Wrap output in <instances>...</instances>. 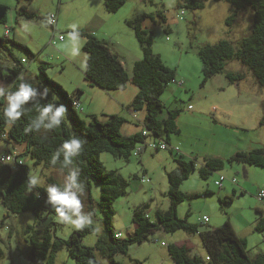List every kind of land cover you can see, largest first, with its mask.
I'll return each mask as SVG.
<instances>
[{
  "label": "rangeland",
  "instance_id": "1",
  "mask_svg": "<svg viewBox=\"0 0 264 264\" xmlns=\"http://www.w3.org/2000/svg\"><path fill=\"white\" fill-rule=\"evenodd\" d=\"M184 3V0H127L119 11L110 13L105 8L104 0H0V4L7 7L6 23L0 22V37L14 39L28 46L36 55L30 60V55L20 45L9 42V49L14 55L27 60L31 74L24 75L42 77L40 65L46 64L47 73L52 79L61 83L69 93L74 95L77 92L73 98L80 96V106L75 105V109L87 121L93 115L100 121H106L112 113L123 111L127 115V108L119 107L120 103L113 95L117 91L91 85L86 79L88 55L83 49L86 38L81 35L84 42L79 45L80 52L72 56V42L68 39L71 29L68 25L76 23L79 30L88 33L97 29L99 37L109 41L127 71L132 74L134 62L143 57V47L127 20L143 13L156 15V20L145 19L143 27L153 30L154 52L175 69L178 80L184 81L183 86L174 81L169 83L161 95L165 109L159 116L166 117L168 110L179 111L177 124L181 132L171 137L186 151L184 157L196 158L199 166L181 184L187 198L178 205V215L185 217L189 213V222L198 224L199 231L156 230L144 242L132 244L127 253L115 256L125 264H174L168 246L163 242L185 244L191 255L205 257L208 251L201 232L220 227L227 220L231 221L239 236L247 239L250 257L264 252V229H256L260 217H264V198L258 197L259 192L264 190V167L228 161L238 151L264 146V87L258 83L253 72L237 59L228 61L224 72L204 83L199 56L202 45L215 44L222 39L233 41L238 46V40L250 32L253 10L249 7L239 12L237 21L229 24L227 18L235 8L226 0H207L204 8L197 9L189 8ZM159 12L165 14L166 22L158 15ZM51 13H58L56 32L46 23V17ZM8 29L10 36L6 33ZM59 34L64 36V40H57ZM5 54L6 51L0 46V55ZM0 60L6 61L2 56ZM228 71L242 73L244 78L231 81L226 76ZM77 86L79 90H75ZM0 87L10 89V83L1 81ZM138 91L139 87L129 81L127 88L118 92L122 93L121 99L129 105ZM136 113L142 118L146 109ZM125 117L127 121L123 124L122 133H128L138 124L130 116ZM151 140L152 137H149L148 141ZM140 144L144 146L145 142ZM5 149L24 151L22 145L0 143V150ZM206 157L225 160V166L214 171L209 178H203L199 171ZM21 158L29 167L30 176L39 178L40 186L52 184L50 177L62 184L67 175L65 169L46 167L43 163H36L29 155H22ZM100 160L107 169L118 170L130 181L127 193L113 203L112 223L123 237H129L135 231L133 214L136 209L149 204L153 217L156 210L164 211L170 207L169 173L177 167L176 155L171 151L148 149L140 156L133 153L129 160L103 151ZM222 174L227 178L220 188L215 181H222ZM232 178H236L237 182L233 183ZM91 194L96 204L101 197V186L94 181ZM226 196L233 197V200L222 204L220 199ZM82 200L84 211L92 213V224L95 226V230L84 235L83 242L95 246L104 232L105 214L96 205L92 209L85 198ZM258 208L263 212H259ZM204 215L209 217V221L202 225ZM28 224H34L39 229L51 225L56 237L64 239L77 230L60 223L55 219V214H44L42 220H38L32 211L10 213L4 224L0 220V247L3 250L0 264H35L21 250V247L27 246L25 228ZM96 254L101 264H109L100 252ZM55 264H76L66 245L57 252Z\"/></svg>",
  "mask_w": 264,
  "mask_h": 264
},
{
  "label": "trees",
  "instance_id": "2",
  "mask_svg": "<svg viewBox=\"0 0 264 264\" xmlns=\"http://www.w3.org/2000/svg\"><path fill=\"white\" fill-rule=\"evenodd\" d=\"M184 1L187 7L197 9L204 8L207 0ZM226 1L235 8L227 18L229 24H234L239 12L250 7L253 10L252 26L249 34L238 40V46L233 41L222 39L215 44L207 43L200 47L203 81L205 83L216 74L224 72L228 61L237 59L253 72L258 83L264 87V0ZM126 2L127 0H104V5L108 12L113 13L119 11ZM6 8L5 5L0 4V22L2 23H6ZM182 13L184 14V11ZM158 15L164 22L167 21L163 12H159ZM147 18L156 20V15L143 13L127 20L128 26L134 30L143 47V57L134 62L132 75L127 71L118 52L113 49L109 41L92 32L79 30L86 38L83 45L88 55L85 77L91 85L105 90H124L129 81H132L139 87L130 106L135 111L146 109V118L141 132L131 135L122 133V126L127 121L122 115L109 114L106 121H100L96 115H93L89 121L82 118L74 106V101L79 100L78 97L73 98V94L48 75L46 64L40 65L42 77L24 75L29 73L27 60L14 55L9 49V42L20 45L30 55V60L36 57L35 53L28 46L14 39L0 37V46L6 51L5 55H0L6 60L5 62L0 60V82H9L11 91H15L22 81L32 83L41 91L44 86L51 89L46 99L38 97L37 100L30 102L21 119L11 125L6 123L3 115V108L7 102L0 98V143L22 145L23 153L17 150L20 156L29 155L36 163H43L46 167L63 168L68 173L69 169L64 168L61 163L63 156L55 166L50 163L51 157L72 135L81 138L84 141L83 150L74 157L73 165L70 167H77L81 172L80 179L85 185L82 198L87 200L92 209L96 205L105 214L104 232L99 236L95 246H89L83 242L84 235L95 230L93 224L82 230H74L67 239L56 237L51 225L39 229L34 224H28L25 228L27 246L21 245L23 246L21 250L35 264H55L56 254L64 245L68 247L70 256L76 259V264H101L97 258V251L108 259L109 264H125L117 260L115 256L119 253H127L132 244L144 242L156 230L174 232L183 229L191 233L199 231L198 224L189 222V213L185 217L178 215V205L187 198V194L181 190V184L199 166L196 158L187 159L184 154L170 150L171 135L181 132L177 124L179 111L168 110V115L163 118L159 115L165 109L161 95L169 83L176 80V71L164 62L160 54L154 52L153 30L143 27V21ZM47 20L48 17H46V23ZM166 30L169 31L168 28ZM9 32L10 29L6 32L7 36H10ZM226 76L231 81L244 78V74L232 71L226 72ZM54 99L67 105L69 120H66L58 129L49 131L41 128L39 131L26 132V127L38 116V104H46ZM144 130H147L146 135L143 133ZM150 136L164 139L170 146L168 150L176 155L177 167L169 173L168 193L171 204L167 210H156L153 217L149 204L136 209L133 214L135 223L133 235L117 237V231L112 223L113 203L127 193L130 181L118 170L107 169L100 160V154L106 151L117 158L129 160L137 144L146 142ZM8 152L11 150H0V155ZM228 161L264 167V146L238 151L228 158ZM224 166L223 158L206 157L205 164L199 168L200 175L203 178H209L214 171ZM29 177H31L30 169L25 162L23 164L0 162V220L2 224L10 213L32 211L38 220H42L44 214H55L54 209L45 203L46 187L37 185L30 188ZM49 181L52 184H60L51 177ZM92 181L101 186V197L96 204L93 203L91 194ZM220 200L224 204L232 201L233 197L226 196ZM258 211L263 212L260 208ZM205 223L201 219V224ZM256 229H264V217H260ZM201 237L208 251L205 257L191 255L190 249L185 244L164 242L168 246L174 264H264V252L257 254L254 258L250 257L247 239L236 233L230 220L220 227L201 232ZM2 256L3 250L0 247V258Z\"/></svg>",
  "mask_w": 264,
  "mask_h": 264
},
{
  "label": "clouds",
  "instance_id": "3",
  "mask_svg": "<svg viewBox=\"0 0 264 264\" xmlns=\"http://www.w3.org/2000/svg\"><path fill=\"white\" fill-rule=\"evenodd\" d=\"M49 23H55L50 20ZM71 31L68 39L72 42L71 55L77 56L80 52L79 45L83 43L79 26L76 23L68 25ZM63 40L64 37L61 36ZM51 89L44 86L43 91L30 82L22 81L15 91L0 87V98L6 100L3 108V115L6 123L15 124L20 120L26 111V106L40 99H46ZM68 107L64 103L55 99L52 102L39 105L38 116L32 120L26 127V132L39 131L41 128L46 130L58 129L67 120ZM84 141L76 135L66 139L62 145L53 153L50 163L55 166L63 156L62 165L69 171L65 176L62 184H50L46 187L47 199L45 203L54 209L55 219L60 223L71 225L75 229H84L92 225V213L84 211L82 197L84 195L85 185L80 179L81 172L73 165L74 157L78 156L83 150ZM40 183L36 176L28 179L30 188H34ZM119 226V225H118Z\"/></svg>",
  "mask_w": 264,
  "mask_h": 264
},
{
  "label": "built area",
  "instance_id": "4",
  "mask_svg": "<svg viewBox=\"0 0 264 264\" xmlns=\"http://www.w3.org/2000/svg\"><path fill=\"white\" fill-rule=\"evenodd\" d=\"M50 20H54L55 23H49ZM47 23L52 28L56 29L57 23H58V14L57 13H51V14H49ZM61 36H63V35L62 34H59L58 35V37H57V40L58 41L59 40L62 41ZM55 38H56V35H54V39ZM54 42H56V40ZM75 105L80 106L79 100L74 101V106ZM143 133L146 135L147 134V130H144ZM147 147H150L153 150H164V149H169L170 146L162 138H160V139L153 138L151 141H147L146 140L144 146H142L141 144H137V146L133 150V153L137 156V155H139ZM173 149L178 152V147H174ZM0 162H4V163H7V162H14V163H16V162H18L19 164H23L24 163L23 159L21 158V156H20V154H19V152L17 150L16 151L14 150V151H11V152H8V153H5V154L0 155ZM225 179H226V176L222 174L221 175V180L222 181L218 180V181H216V184L218 186H222L223 180H225ZM232 182L233 183H236L237 182V179L236 178H232ZM258 197L259 198H264V190H262V191L259 192ZM202 219H203V222H208L209 221V217L208 216H203ZM116 236L117 237H121L122 235H121L120 232H117L116 233ZM163 244L165 245L164 242H163Z\"/></svg>",
  "mask_w": 264,
  "mask_h": 264
},
{
  "label": "crops",
  "instance_id": "5",
  "mask_svg": "<svg viewBox=\"0 0 264 264\" xmlns=\"http://www.w3.org/2000/svg\"><path fill=\"white\" fill-rule=\"evenodd\" d=\"M58 14V13H57ZM58 22H59V19H58ZM57 26H58V23H57ZM8 30H6V32H7ZM98 31H97V29H93L92 30V33H94L95 35H97L98 37H99V33H97ZM10 33L11 32H9V35H10ZM100 38H102V37H100ZM104 39V38H103ZM130 75H132L131 73H130ZM177 77H178V75L176 74V80H174V82H176V83H178V85L179 86H183L184 85V81H182V80H178L177 79ZM179 78V77H178ZM79 87L77 86V87H75V90H79L78 89ZM113 91H117V93L116 94H113L117 99L116 100H118V102L120 103V105H119V107H125V108H127L126 109V113H127V115L128 116H130L132 119H134L136 122H138V124H136V126H134L133 128H131V129H129V131H128V133H123V134H125V135H131V134H134V133H136V132H141V130H142V128L144 127V121H145V118H146V113H144L143 115H142V118L141 117H139L137 114L138 113H136V111L135 110H133V108H131V106H130V104L132 103V101L129 103V105H126L127 103H125L126 101H123V99H121V97H122V93L121 94H119L120 92H118L119 90H113ZM77 94V92L74 94V95H76ZM78 96V95H77ZM79 98H80V96H78ZM78 98V99H79ZM133 100V99H132ZM79 102H81L80 100H79ZM122 113H116V114H119V115H123L124 117L125 116H127L125 113H123V111H121ZM92 114V113H91ZM113 114V113H112ZM144 117V118H143ZM126 119H127V117H125ZM126 123V122H125ZM140 125H141V127H140ZM124 128V125L122 126V129ZM123 132V131H122ZM151 137V136H150ZM149 138V137H148ZM152 139H153V137H152ZM147 141H148V139H147ZM170 142H171V145L170 146H172V148L170 149V150H174L173 149V147H178V152H180V153H182V154H187L186 153V151H183L182 149H181V147H180V145L179 144H177L172 138H171V140H170ZM148 149H151L150 147H147V148H145L139 155H137V156H140L141 154H143L145 151H147ZM152 150V149H151ZM168 150V149H167ZM175 151V150H174ZM177 152V151H176ZM174 153V152H173ZM193 158V157H192ZM224 185L222 184V186H219L220 188H222ZM263 210V209H262ZM204 216H206V215H204ZM118 232V231H117ZM121 233V232H120ZM121 235H122V233H121ZM122 237H123V235H122ZM177 244H179V243H177ZM182 244V243H181Z\"/></svg>",
  "mask_w": 264,
  "mask_h": 264
}]
</instances>
